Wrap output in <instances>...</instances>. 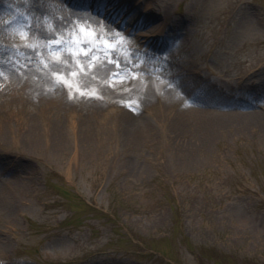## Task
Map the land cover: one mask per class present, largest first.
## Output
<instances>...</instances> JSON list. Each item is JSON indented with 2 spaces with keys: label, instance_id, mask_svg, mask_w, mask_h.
<instances>
[{
  "label": "rangeland",
  "instance_id": "1",
  "mask_svg": "<svg viewBox=\"0 0 264 264\" xmlns=\"http://www.w3.org/2000/svg\"><path fill=\"white\" fill-rule=\"evenodd\" d=\"M87 2L0 0V264H264V0Z\"/></svg>",
  "mask_w": 264,
  "mask_h": 264
},
{
  "label": "bare ground",
  "instance_id": "2",
  "mask_svg": "<svg viewBox=\"0 0 264 264\" xmlns=\"http://www.w3.org/2000/svg\"><path fill=\"white\" fill-rule=\"evenodd\" d=\"M129 1H131L133 4L130 5ZM113 3H115V5H113V6H115L113 8L115 10V12L114 11L108 12V8H109V7H107L108 4H113ZM91 8L95 9L97 11H100L102 13V16H105L107 23H109L108 20L109 21H116L118 17H121L123 20L119 22V25H129L130 27H132L135 30H137L139 27L144 25L146 22L153 19V15H151L149 13L146 14L143 12V13H140V16L138 17V20L136 22H133L131 20L129 22H127L129 20V17L124 16L125 14H128V15L135 14L134 10H136L139 13L138 7L135 4V2H133V0H105L103 3H100V2L91 3ZM87 17L91 19V22H96V20L98 19V17L95 14H93L92 12L90 14H87ZM134 17H137V16H134ZM109 24H111V23H109ZM217 24L218 23H216L211 28L216 27ZM162 27L163 28H161L159 30L156 28L155 29L156 32L162 34L164 32V29H165V27L163 25H162ZM159 42L156 43L153 41L151 44L154 46L160 45Z\"/></svg>",
  "mask_w": 264,
  "mask_h": 264
},
{
  "label": "snow or ice",
  "instance_id": "3",
  "mask_svg": "<svg viewBox=\"0 0 264 264\" xmlns=\"http://www.w3.org/2000/svg\"><path fill=\"white\" fill-rule=\"evenodd\" d=\"M81 31H83V29H81ZM55 43H60V41L57 40V41H55ZM88 51H90V49L87 50V51H85L84 49H81L80 52H78L76 54L77 55H87L88 54ZM57 60H59V57H57ZM95 60H98V57L93 56L92 57V61H95ZM109 63H117V62L110 60ZM77 64L79 65V62L78 61H77ZM90 66H91V61H90ZM81 70H83V69H81ZM72 75H76V73H72ZM61 82H63V80H61Z\"/></svg>",
  "mask_w": 264,
  "mask_h": 264
}]
</instances>
